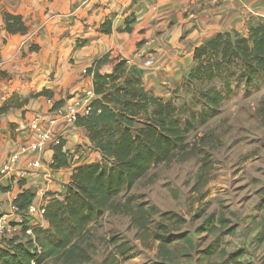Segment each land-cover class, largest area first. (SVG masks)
<instances>
[{"label": "trees", "instance_id": "16d2710c", "mask_svg": "<svg viewBox=\"0 0 264 264\" xmlns=\"http://www.w3.org/2000/svg\"><path fill=\"white\" fill-rule=\"evenodd\" d=\"M3 19L11 34L27 30L19 15L4 12ZM133 21L126 19L123 30L130 32ZM111 30L109 19L99 27L105 34ZM192 59L194 65L167 100L147 90L142 83V70L126 59H118L107 74L98 71L106 55L86 69L85 73L93 76V98L89 113L78 116L74 124L85 129L100 160L74 166L65 191L45 205V227H33L32 235L21 240L0 241V264L89 262L95 237L93 227L107 211L128 215L134 237L145 246L156 241L161 255L167 254V246L175 241L190 242L184 231L187 221L181 214L160 211L145 202L133 203L129 195L122 201L119 196L131 190L152 167L198 154L204 155L193 189L199 190L208 182L212 163L203 148L208 137L200 136L191 143L189 133L204 124L236 90L264 87V16L250 17L246 32L231 30L216 34L194 48ZM38 96L51 97L52 93L45 88L27 96L13 93L0 105V114L23 108L30 98ZM61 103L57 101L53 106ZM63 144L61 140L52 147L50 167L54 170L71 164L72 157L63 150ZM34 196L33 191L25 189L13 202L25 210ZM227 223L221 216L210 215L197 231L211 234ZM26 229H22L24 234ZM106 242L113 247L101 264H121L133 251L127 240L115 235H110ZM215 250L211 243L203 249V255H212Z\"/></svg>", "mask_w": 264, "mask_h": 264}, {"label": "crops", "instance_id": "0c3cea01", "mask_svg": "<svg viewBox=\"0 0 264 264\" xmlns=\"http://www.w3.org/2000/svg\"><path fill=\"white\" fill-rule=\"evenodd\" d=\"M4 12L21 16L27 30L9 33ZM253 16H264V0H0V105L13 93L27 96L42 88L52 93L51 97L30 98L23 108L0 114V163L14 154L16 174L26 168L28 161L39 159L42 163L23 179L0 175V211L1 204L13 201L25 189L35 193L33 204L46 205L65 191L74 166L93 162L89 160L91 155L98 157L85 129L63 121L53 125L52 130L72 157L69 166L57 170L50 167L52 147L39 153L27 150L35 139L29 127L32 121L46 128L53 114L52 105L60 100L61 105L66 104L92 91L93 76L85 71L96 59L106 55L98 66L101 74L110 73L118 59L128 60L142 70L144 87L167 100L194 65L192 53L196 46L220 32L245 29ZM132 18V30L124 31L125 20ZM107 19L112 28L109 34L99 31ZM229 206L235 214H225L218 208L215 216L231 220L219 230L223 233L219 232L222 240L218 250L226 253L221 264L264 262V199L247 196ZM46 225L44 222L43 227ZM230 228L231 232L224 233ZM25 235L30 236L22 231L18 239ZM214 254L205 256L200 252L194 258L199 264H218ZM82 264H94L92 256Z\"/></svg>", "mask_w": 264, "mask_h": 264}, {"label": "rangeland", "instance_id": "374dc122", "mask_svg": "<svg viewBox=\"0 0 264 264\" xmlns=\"http://www.w3.org/2000/svg\"><path fill=\"white\" fill-rule=\"evenodd\" d=\"M246 30L247 26L241 29ZM203 135L208 137L203 148L210 155L212 166L208 182L199 190H194L193 186L204 154L152 167L131 190L119 196L122 201L129 195L133 203L145 202L160 211L181 214L187 221L184 231L190 242L175 241L167 246L168 255H161L156 241H149L145 246L134 237L135 230L128 215L107 211L93 227L95 237L91 253L94 264L103 260L108 249L113 247L106 242L110 235L127 240L131 245L138 243L132 245L133 251L122 264L138 259H142L139 264H199L194 258L195 253L204 252L202 250L212 240L216 249L214 257H218V264H221L226 255L223 249L218 250L223 232L205 236L197 230L205 218L216 216L218 208L231 215L234 212L229 205L238 199L247 196L264 199V87L240 88L229 95L220 109L191 131L188 138L194 143ZM89 160L98 162L100 155H91ZM181 255L186 256L181 258Z\"/></svg>", "mask_w": 264, "mask_h": 264}, {"label": "built area", "instance_id": "2783aa9c", "mask_svg": "<svg viewBox=\"0 0 264 264\" xmlns=\"http://www.w3.org/2000/svg\"><path fill=\"white\" fill-rule=\"evenodd\" d=\"M93 98L91 90L85 91L81 96L72 98L69 102L63 105L54 107L52 105V116L48 120V127L41 128L37 120L30 123L29 127L35 132V139L28 145L27 150L32 153L42 152L46 147H53L58 145L61 137L52 130L53 125L59 121L66 124L73 125L78 116H85L90 111V102ZM84 145H81L83 150ZM16 156L9 155L8 158L0 163V175L13 177L17 175L20 179L25 178L28 173L34 169L41 167V160H32L26 163V168L16 174ZM49 178L52 177V171H48ZM1 203V201H0ZM2 210L0 211V241L11 239L18 236L22 229L25 227L26 232L32 235L31 230L33 227L43 226V215L45 212V205L31 204L25 210H20L13 201L8 202L6 205L1 204ZM38 218V219H37ZM19 238V237H18ZM39 250L40 248L37 247Z\"/></svg>", "mask_w": 264, "mask_h": 264}]
</instances>
